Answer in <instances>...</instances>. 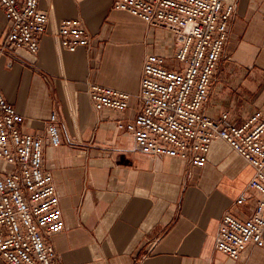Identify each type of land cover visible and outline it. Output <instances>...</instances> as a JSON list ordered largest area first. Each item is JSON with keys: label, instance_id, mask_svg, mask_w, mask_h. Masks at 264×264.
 I'll use <instances>...</instances> for the list:
<instances>
[{"label": "crops", "instance_id": "1", "mask_svg": "<svg viewBox=\"0 0 264 264\" xmlns=\"http://www.w3.org/2000/svg\"><path fill=\"white\" fill-rule=\"evenodd\" d=\"M236 5L224 60L205 113L225 112L235 125L264 110V0H222ZM115 0H41L55 24L80 19L88 47L69 52L50 33L36 55L0 61V88L25 121L21 130L44 134L53 111L61 147L46 144L44 168L54 178L65 230L51 242L63 264H264V247L248 245L239 261L217 251L223 217H250L259 199L248 185L255 170L223 140L214 141L203 168L135 149L118 128L134 119L147 55L174 51V37L113 8ZM7 29L0 9V36ZM175 43V44H174ZM174 44V45H173ZM131 95L124 113L96 110L89 86ZM74 118L75 123H73ZM78 139V140H77ZM244 197L242 204L237 200ZM0 264H6L0 256Z\"/></svg>", "mask_w": 264, "mask_h": 264}, {"label": "built area", "instance_id": "2", "mask_svg": "<svg viewBox=\"0 0 264 264\" xmlns=\"http://www.w3.org/2000/svg\"><path fill=\"white\" fill-rule=\"evenodd\" d=\"M40 5L41 0H0L7 21L0 61L7 59L8 68L25 59L23 52L38 54L47 33L69 52L89 46L90 34L80 19L55 24L52 12ZM113 8L176 40L172 54L147 55L140 111L134 119H119L118 128L134 137L137 151L198 168L207 164L214 141H225L255 170L247 189L259 199L247 219L232 213L223 217L217 251L239 261L248 245L264 247V110L242 125H235L229 112L219 119L205 113L216 72L230 60L226 49L236 5L222 0H115ZM89 93L98 111L124 113L130 106L131 95L119 89L91 84ZM24 121L0 88V256L6 264H63L51 237L66 224L53 175L44 168L45 145L65 142L61 120L53 111L45 133L36 135L21 130ZM244 201L242 197L237 204Z\"/></svg>", "mask_w": 264, "mask_h": 264}, {"label": "rangeland", "instance_id": "3", "mask_svg": "<svg viewBox=\"0 0 264 264\" xmlns=\"http://www.w3.org/2000/svg\"><path fill=\"white\" fill-rule=\"evenodd\" d=\"M174 42L176 43V40H175V39H174ZM175 43H174V44H175ZM174 44H173V45H174ZM168 61L170 62L171 60H168ZM174 62H176V61H174Z\"/></svg>", "mask_w": 264, "mask_h": 264}]
</instances>
